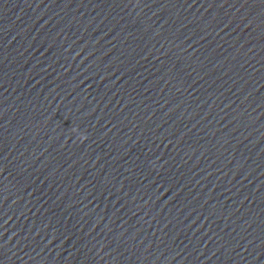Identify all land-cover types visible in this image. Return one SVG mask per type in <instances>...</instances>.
Returning a JSON list of instances; mask_svg holds the SVG:
<instances>
[{"label": "water", "instance_id": "95a60500", "mask_svg": "<svg viewBox=\"0 0 264 264\" xmlns=\"http://www.w3.org/2000/svg\"><path fill=\"white\" fill-rule=\"evenodd\" d=\"M0 264H264V0H0Z\"/></svg>", "mask_w": 264, "mask_h": 264}]
</instances>
